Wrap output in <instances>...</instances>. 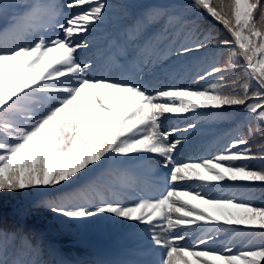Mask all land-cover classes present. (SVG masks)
Masks as SVG:
<instances>
[{
    "label": "snow or ice",
    "instance_id": "obj_1",
    "mask_svg": "<svg viewBox=\"0 0 264 264\" xmlns=\"http://www.w3.org/2000/svg\"><path fill=\"white\" fill-rule=\"evenodd\" d=\"M112 7L0 0V16L12 17L0 30V264H264V205L212 195L213 182L264 186V0H118L134 32H161L110 50L107 63L85 61L88 34ZM160 35L169 46L158 65ZM184 57L202 65L193 84L154 79L158 67L179 79ZM166 114L233 132L216 154L178 161V134L198 124L165 130ZM107 217L144 226L118 258L73 257L47 239L54 226L87 231Z\"/></svg>",
    "mask_w": 264,
    "mask_h": 264
},
{
    "label": "rangeland",
    "instance_id": "obj_2",
    "mask_svg": "<svg viewBox=\"0 0 264 264\" xmlns=\"http://www.w3.org/2000/svg\"><path fill=\"white\" fill-rule=\"evenodd\" d=\"M5 18L6 17L0 16V27L4 24ZM103 25H104V22L98 23L97 25H95L93 30L88 34V43L90 41H93L94 38H96L97 36L102 34L101 31H104ZM95 28H98L100 30L99 34H97V35L92 34L94 32ZM99 52H100V50H98L97 48H93V49L82 50V51H80L79 55H80V58L87 61L90 58L93 59L94 56L96 54H98ZM157 63H159V61H157ZM106 74L115 77L119 73L115 74L114 72H111V73H106ZM168 76L169 75H167L165 72L164 79L167 78ZM162 123H163V127L165 130H169L172 127H179L182 129L185 126L184 118H182V117L177 118L171 114H166V117L162 121ZM186 137L188 140V145L179 147L177 152H176L175 158L178 161H189L190 159L194 160L197 156L204 154L205 152L208 153L207 156L212 155L208 150H206L207 146H205L203 143L199 142V138L196 136V133L194 131L189 130V132H187L186 134H183L182 136L180 134H178V138H182L183 141ZM196 159H199V158H196ZM153 167H155V166H153ZM161 190H162V187H157V188L149 191L148 194L149 195H158ZM108 221H109V224L111 223L114 226L118 227L119 229H124V228L128 227L129 225H132V223L129 224L127 222H122V221H113L112 218H110V217H109ZM133 226L138 227L139 230H141V233L144 234V226L143 225H136L135 223H133ZM192 241H193V238L190 236L188 242L192 243Z\"/></svg>",
    "mask_w": 264,
    "mask_h": 264
},
{
    "label": "trees",
    "instance_id": "obj_3",
    "mask_svg": "<svg viewBox=\"0 0 264 264\" xmlns=\"http://www.w3.org/2000/svg\"><path fill=\"white\" fill-rule=\"evenodd\" d=\"M55 227H56V226H54V228H55ZM60 230H61V229H60ZM51 235H52V234H51ZM47 239L52 241V239H51L50 236H48V235H47Z\"/></svg>",
    "mask_w": 264,
    "mask_h": 264
}]
</instances>
